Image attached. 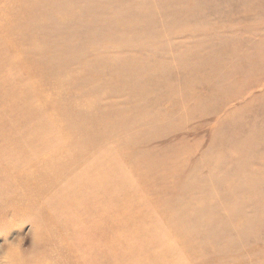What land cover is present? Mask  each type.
<instances>
[{
  "label": "rangeland",
  "instance_id": "1",
  "mask_svg": "<svg viewBox=\"0 0 264 264\" xmlns=\"http://www.w3.org/2000/svg\"><path fill=\"white\" fill-rule=\"evenodd\" d=\"M0 264H264V0H0Z\"/></svg>",
  "mask_w": 264,
  "mask_h": 264
},
{
  "label": "bare ground",
  "instance_id": "2",
  "mask_svg": "<svg viewBox=\"0 0 264 264\" xmlns=\"http://www.w3.org/2000/svg\"><path fill=\"white\" fill-rule=\"evenodd\" d=\"M21 124H22V123H21ZM7 150H8V149H7ZM11 154H12V153H11ZM11 154H10V155H11ZM6 155H7V154H6ZM19 158H20V157H19ZM15 159H16V158H15ZM45 164H46V163L43 162L41 165H39V167L42 168ZM85 205H86V204H85ZM76 210H77V209H76ZM68 220H69V219H68ZM139 257H140V256H139Z\"/></svg>",
  "mask_w": 264,
  "mask_h": 264
}]
</instances>
